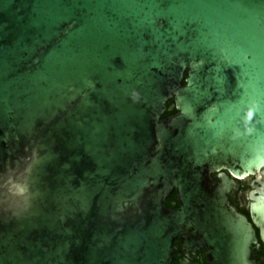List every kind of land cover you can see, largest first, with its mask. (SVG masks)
<instances>
[{
    "label": "water",
    "instance_id": "obj_1",
    "mask_svg": "<svg viewBox=\"0 0 264 264\" xmlns=\"http://www.w3.org/2000/svg\"><path fill=\"white\" fill-rule=\"evenodd\" d=\"M263 169L264 0H0V264H257Z\"/></svg>",
    "mask_w": 264,
    "mask_h": 264
},
{
    "label": "flooded vegetation",
    "instance_id": "obj_2",
    "mask_svg": "<svg viewBox=\"0 0 264 264\" xmlns=\"http://www.w3.org/2000/svg\"><path fill=\"white\" fill-rule=\"evenodd\" d=\"M213 180L220 183L219 174H213ZM234 187L228 195L230 204L241 214L246 216L256 230L258 245L253 247L252 258L257 264H264V243L260 236V230L253 222V195L264 188V169L260 175L248 176L244 179H234ZM178 203V202H177ZM177 205V204H176ZM175 205V206H176ZM179 208V207H178ZM176 208V209H178ZM174 209V210H176ZM171 264H209L205 250H198L195 254L184 250L183 241H175V254Z\"/></svg>",
    "mask_w": 264,
    "mask_h": 264
},
{
    "label": "trees",
    "instance_id": "obj_3",
    "mask_svg": "<svg viewBox=\"0 0 264 264\" xmlns=\"http://www.w3.org/2000/svg\"><path fill=\"white\" fill-rule=\"evenodd\" d=\"M183 84H185V83H183ZM174 102L172 101V102H170V103H168V107H170L172 104H173ZM176 114V111H167L166 112V114H165V116L163 117V119H166V118H168V117H171V116H173V115H175ZM178 201H177V194L176 193H174L165 203H164V205L168 208V209H170V210H174V209H176V208H178L179 207V203H177ZM174 204H177L176 206H174Z\"/></svg>",
    "mask_w": 264,
    "mask_h": 264
}]
</instances>
